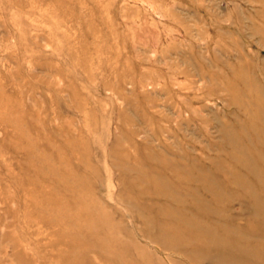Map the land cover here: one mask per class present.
Segmentation results:
<instances>
[{
  "label": "rangeland",
  "instance_id": "1",
  "mask_svg": "<svg viewBox=\"0 0 264 264\" xmlns=\"http://www.w3.org/2000/svg\"><path fill=\"white\" fill-rule=\"evenodd\" d=\"M0 264H264V0H0Z\"/></svg>",
  "mask_w": 264,
  "mask_h": 264
}]
</instances>
